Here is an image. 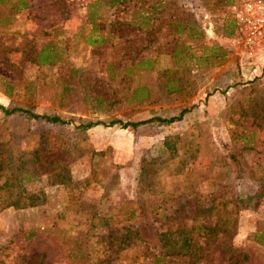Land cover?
<instances>
[{"label": "rangeland", "instance_id": "rangeland-1", "mask_svg": "<svg viewBox=\"0 0 264 264\" xmlns=\"http://www.w3.org/2000/svg\"><path fill=\"white\" fill-rule=\"evenodd\" d=\"M242 1L0 0V264H264Z\"/></svg>", "mask_w": 264, "mask_h": 264}, {"label": "built area", "instance_id": "built-area-1", "mask_svg": "<svg viewBox=\"0 0 264 264\" xmlns=\"http://www.w3.org/2000/svg\"><path fill=\"white\" fill-rule=\"evenodd\" d=\"M232 8L237 31L245 45L264 56V0H243Z\"/></svg>", "mask_w": 264, "mask_h": 264}, {"label": "trees", "instance_id": "trees-1", "mask_svg": "<svg viewBox=\"0 0 264 264\" xmlns=\"http://www.w3.org/2000/svg\"><path fill=\"white\" fill-rule=\"evenodd\" d=\"M0 107L5 111V112H7L8 114H13V113H15L16 111H21L22 109H20V108H6L5 106H3V105H1L0 104ZM34 116L35 117H37V118H47L48 120H50V121H59L60 120V118L58 117V116H55V117H48V116H41V115H37V114H34ZM137 125L138 123L137 122H130V123H127V124H125L126 126L127 125Z\"/></svg>", "mask_w": 264, "mask_h": 264}]
</instances>
